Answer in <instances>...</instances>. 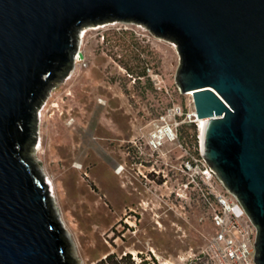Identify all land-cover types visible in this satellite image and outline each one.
Instances as JSON below:
<instances>
[{"label": "rangeland", "instance_id": "obj_1", "mask_svg": "<svg viewBox=\"0 0 264 264\" xmlns=\"http://www.w3.org/2000/svg\"><path fill=\"white\" fill-rule=\"evenodd\" d=\"M75 39L68 72L39 96L37 141L26 146L48 183L71 264L113 253L130 254L134 264H212L205 251L215 230L203 194L223 187L215 176L209 184L199 178L206 167L199 122L188 119L192 97L176 85L173 42L121 21L84 26ZM161 117L178 124L177 139L154 149ZM190 123L196 140L184 127ZM192 159L198 169L184 170Z\"/></svg>", "mask_w": 264, "mask_h": 264}, {"label": "water", "instance_id": "obj_2", "mask_svg": "<svg viewBox=\"0 0 264 264\" xmlns=\"http://www.w3.org/2000/svg\"><path fill=\"white\" fill-rule=\"evenodd\" d=\"M115 21L173 42L176 85L203 121L201 157L244 209L264 264V0H0V264H71L26 146L77 30Z\"/></svg>", "mask_w": 264, "mask_h": 264}, {"label": "built area", "instance_id": "obj_3", "mask_svg": "<svg viewBox=\"0 0 264 264\" xmlns=\"http://www.w3.org/2000/svg\"><path fill=\"white\" fill-rule=\"evenodd\" d=\"M174 114L176 115V113ZM187 117L189 120H196L195 112ZM160 121L165 122L164 117H161ZM177 126V123H166V125L155 124V130L150 140L151 146L154 149H158L164 142L175 141L177 139ZM162 128H166L169 140L166 138L162 140L158 139L157 133ZM203 162L206 167L201 171L199 178L203 183L209 184L215 175L204 160ZM196 163L197 160L195 159L187 160L183 169L194 171L198 169ZM198 179L197 177L192 178L191 183L197 184ZM203 197L207 206L208 217L215 230V234L209 241L205 251L211 263L256 264L254 261L255 228L251 224L239 201L232 194L227 192L224 187L223 191L216 192L212 187L208 186Z\"/></svg>", "mask_w": 264, "mask_h": 264}, {"label": "trees", "instance_id": "obj_4", "mask_svg": "<svg viewBox=\"0 0 264 264\" xmlns=\"http://www.w3.org/2000/svg\"><path fill=\"white\" fill-rule=\"evenodd\" d=\"M104 19H107V17ZM129 71L132 72L131 70H129ZM184 127L190 128V130L193 131V138L196 140L197 139V131H198L196 128V125L194 123H190ZM181 138H182V134H181ZM95 264H134V261L131 259L130 254H126L125 256H118V255L113 253V254L106 255L105 258L99 260ZM140 264H145V263L143 262Z\"/></svg>", "mask_w": 264, "mask_h": 264}, {"label": "bare ground", "instance_id": "obj_5", "mask_svg": "<svg viewBox=\"0 0 264 264\" xmlns=\"http://www.w3.org/2000/svg\"><path fill=\"white\" fill-rule=\"evenodd\" d=\"M83 34V33H82ZM81 37H82V35H81ZM190 94V93H189ZM191 95V94H190ZM121 112H124V117L125 118H128V116H129V113H130V111L127 109V108H123L122 110H121ZM40 115H42L41 113H40ZM94 122H95V117H93L92 119H91V121H90V127L91 128H93V124H94ZM199 122V125H201L202 123H203V121L202 120H199L198 121ZM200 127V126H199ZM157 136H158V139H160V140H162V139H164V138H166V139H168L169 140V136H168V132H167V130H166V128H162L158 133H157ZM41 145V139H40V141H39V143H38V146H40ZM68 152V151H67ZM71 152H73L74 154H76V150L75 149H73ZM66 153V152H65ZM117 174H121V171H118L117 172Z\"/></svg>", "mask_w": 264, "mask_h": 264}]
</instances>
